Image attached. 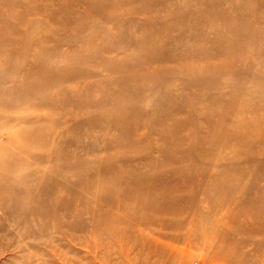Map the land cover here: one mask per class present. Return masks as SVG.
I'll list each match as a JSON object with an SVG mask.
<instances>
[{"label": "rangeland", "instance_id": "rangeland-1", "mask_svg": "<svg viewBox=\"0 0 264 264\" xmlns=\"http://www.w3.org/2000/svg\"><path fill=\"white\" fill-rule=\"evenodd\" d=\"M0 264H264V0H0Z\"/></svg>", "mask_w": 264, "mask_h": 264}, {"label": "bare ground", "instance_id": "bare-ground-1", "mask_svg": "<svg viewBox=\"0 0 264 264\" xmlns=\"http://www.w3.org/2000/svg\"><path fill=\"white\" fill-rule=\"evenodd\" d=\"M221 255V254H220ZM211 258H213L212 256H211ZM210 257H209V259H211Z\"/></svg>", "mask_w": 264, "mask_h": 264}]
</instances>
